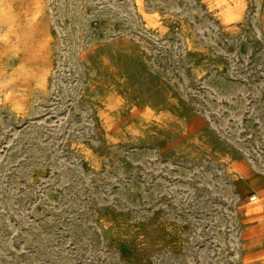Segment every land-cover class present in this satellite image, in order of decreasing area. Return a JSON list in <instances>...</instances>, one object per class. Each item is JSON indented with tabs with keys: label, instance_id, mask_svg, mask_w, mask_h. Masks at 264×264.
I'll use <instances>...</instances> for the list:
<instances>
[{
	"label": "rangeland",
	"instance_id": "374dc122",
	"mask_svg": "<svg viewBox=\"0 0 264 264\" xmlns=\"http://www.w3.org/2000/svg\"><path fill=\"white\" fill-rule=\"evenodd\" d=\"M6 2L0 264H264V0Z\"/></svg>",
	"mask_w": 264,
	"mask_h": 264
},
{
	"label": "bare ground",
	"instance_id": "6f19581e",
	"mask_svg": "<svg viewBox=\"0 0 264 264\" xmlns=\"http://www.w3.org/2000/svg\"><path fill=\"white\" fill-rule=\"evenodd\" d=\"M137 1V0H136ZM220 1H225V0H220ZM205 5V4H204ZM206 6V5H205ZM222 6H223V4H222ZM240 7V6H239ZM146 8V7H145ZM229 8V7H228ZM238 8V7H237ZM147 9V8H146ZM239 10V9H238ZM147 11V10H146ZM234 11V10H233ZM236 12V11H235ZM148 14V13H147ZM208 14H210V13H208ZM227 17L229 18V19H231L232 17H233V14L231 13V12H227ZM235 15V14H234ZM149 16V15H148ZM236 16V15H235ZM216 17V16H215ZM224 17V16H223ZM218 18V17H217ZM144 19H145V17H144ZM214 19H216V18H214ZM218 20V19H217ZM224 21V20H223ZM14 22H15V19L11 16V15H9V13H7V15L6 16H4L2 13H0V23L1 24H5L6 26H7V28H8V30L9 31H11L12 29H13V25H14ZM219 23V22H218ZM221 24V23H220ZM237 24V23H236ZM150 25V24H149ZM222 25V24H221ZM220 25V26H221ZM153 26V25H152ZM224 26V25H223ZM230 26V25H229ZM232 26V25H231ZM236 26V25H235ZM137 39V38H136ZM1 94V93H0ZM120 97V96H119ZM122 99V98H121ZM146 106V105H145ZM103 113V112H102ZM159 115V114H158ZM153 116V115H152ZM107 121H108V119H107ZM115 131V130H114ZM117 133V132H116ZM257 197H252L251 199H256ZM259 207H260V202H256L253 206H252V208H254V210L255 211H258L259 210ZM259 259H264V256H262V257H260Z\"/></svg>",
	"mask_w": 264,
	"mask_h": 264
},
{
	"label": "clouds",
	"instance_id": "9594fccd",
	"mask_svg": "<svg viewBox=\"0 0 264 264\" xmlns=\"http://www.w3.org/2000/svg\"><path fill=\"white\" fill-rule=\"evenodd\" d=\"M10 7V5L6 2V0H0V13H2L4 16L7 15V9ZM12 110L14 112L22 111V105L13 104Z\"/></svg>",
	"mask_w": 264,
	"mask_h": 264
}]
</instances>
